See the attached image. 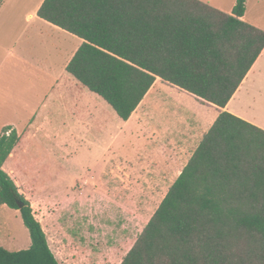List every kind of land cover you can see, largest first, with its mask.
I'll return each instance as SVG.
<instances>
[{"label":"trees","instance_id":"trees-1","mask_svg":"<svg viewBox=\"0 0 264 264\" xmlns=\"http://www.w3.org/2000/svg\"><path fill=\"white\" fill-rule=\"evenodd\" d=\"M246 3L45 0L39 16L84 40L68 71L127 121L157 77L226 107L264 49ZM21 141L11 127L0 138V205L21 212L32 244L0 246V264H62L3 169ZM121 264H264V129L221 112Z\"/></svg>","mask_w":264,"mask_h":264},{"label":"crops","instance_id":"crops-1","mask_svg":"<svg viewBox=\"0 0 264 264\" xmlns=\"http://www.w3.org/2000/svg\"><path fill=\"white\" fill-rule=\"evenodd\" d=\"M44 1L3 0L0 5V138L6 127L22 138L3 165L12 178L66 175L78 143L89 150L94 145L99 160L119 147L136 152L144 177L181 174L180 164L187 160V165L221 112H232L264 129V87L257 82L264 81V49L226 107L157 77L125 121L68 71L84 40L40 17ZM200 1L228 14L237 4ZM242 20L264 30V0H247ZM250 96L259 98L254 109L252 99L246 102ZM127 225L124 233L130 234L134 222ZM49 244L65 264L50 240ZM80 259L64 261L76 264Z\"/></svg>","mask_w":264,"mask_h":264},{"label":"rangeland","instance_id":"rangeland-1","mask_svg":"<svg viewBox=\"0 0 264 264\" xmlns=\"http://www.w3.org/2000/svg\"><path fill=\"white\" fill-rule=\"evenodd\" d=\"M257 82L264 87V81ZM255 98H246L252 99L253 109ZM91 147L73 145L66 175L13 179L63 263L68 264L67 257L81 256L76 264H121L180 174L144 177L136 152L119 147L99 160V150ZM186 162L180 164L181 170ZM128 222H134L130 234L124 233ZM31 244L21 212L0 205V246L17 251Z\"/></svg>","mask_w":264,"mask_h":264},{"label":"built area","instance_id":"built-area-1","mask_svg":"<svg viewBox=\"0 0 264 264\" xmlns=\"http://www.w3.org/2000/svg\"><path fill=\"white\" fill-rule=\"evenodd\" d=\"M9 133H10V132H9ZM9 133H8V134H9Z\"/></svg>","mask_w":264,"mask_h":264}]
</instances>
